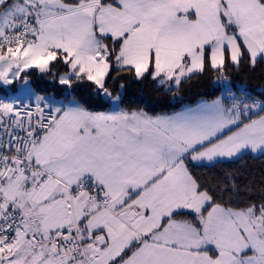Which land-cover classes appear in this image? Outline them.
<instances>
[{
    "label": "snow or ice",
    "instance_id": "6c2138e0",
    "mask_svg": "<svg viewBox=\"0 0 264 264\" xmlns=\"http://www.w3.org/2000/svg\"><path fill=\"white\" fill-rule=\"evenodd\" d=\"M258 68L264 0H0V264H264Z\"/></svg>",
    "mask_w": 264,
    "mask_h": 264
},
{
    "label": "trees",
    "instance_id": "16d2710c",
    "mask_svg": "<svg viewBox=\"0 0 264 264\" xmlns=\"http://www.w3.org/2000/svg\"><path fill=\"white\" fill-rule=\"evenodd\" d=\"M30 72V79L37 94L59 93L60 89L50 83L47 78H41L38 71L31 70ZM234 79L237 83H245L250 89L257 92L264 90V68H258L254 72L237 74ZM215 91V87L206 77L190 81L184 85V102L194 104L201 96L210 98V94ZM0 92H5V89L0 87ZM84 95L87 96V93L85 92ZM129 99L131 101H143L140 106L146 109L160 111L164 108L167 110L164 106L168 103V97L158 91L151 82L132 86L129 91ZM178 107L177 105V110ZM247 167L249 170H258L261 167V162L249 159Z\"/></svg>",
    "mask_w": 264,
    "mask_h": 264
},
{
    "label": "rangeland",
    "instance_id": "374dc122",
    "mask_svg": "<svg viewBox=\"0 0 264 264\" xmlns=\"http://www.w3.org/2000/svg\"><path fill=\"white\" fill-rule=\"evenodd\" d=\"M29 71H31V70H29ZM0 87L5 89V92H0V97L5 96L6 92H7L8 95H13L14 94L13 92H11L10 90L4 88L3 86H0Z\"/></svg>",
    "mask_w": 264,
    "mask_h": 264
}]
</instances>
